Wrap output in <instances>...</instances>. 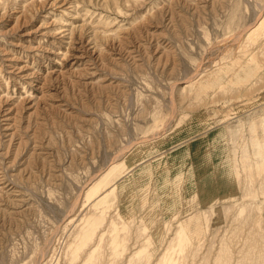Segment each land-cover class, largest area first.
Returning a JSON list of instances; mask_svg holds the SVG:
<instances>
[{
	"label": "rangeland",
	"instance_id": "rangeland-1",
	"mask_svg": "<svg viewBox=\"0 0 264 264\" xmlns=\"http://www.w3.org/2000/svg\"><path fill=\"white\" fill-rule=\"evenodd\" d=\"M37 1H0V264H72L111 163L93 264H264V66L237 59L264 0Z\"/></svg>",
	"mask_w": 264,
	"mask_h": 264
},
{
	"label": "bare ground",
	"instance_id": "bare-ground-1",
	"mask_svg": "<svg viewBox=\"0 0 264 264\" xmlns=\"http://www.w3.org/2000/svg\"><path fill=\"white\" fill-rule=\"evenodd\" d=\"M1 1V0H0ZM33 1V0H32ZM39 1V0H38ZM37 1V2H38ZM189 1V0H188ZM198 1V0H197ZM31 2V1H29ZM158 2V1H157ZM32 3V2H31ZM30 3V4H31ZM49 4V3H48ZM136 4V3H135ZM29 5V4H28ZM34 5V4H33ZM41 5H43L41 3ZM40 5V6H41ZM167 5V4H166ZM171 6V5H170ZM197 6V5H196ZM28 7V6H27ZM71 7V6H70ZM201 7V6H200ZM166 8V7H165ZM161 9V6H160ZM165 10V9H164ZM129 15V14H128ZM253 22L258 24H251L249 27H247L244 30V35L247 39L248 42L251 43V45H254L256 47H258V49L256 51H254V48L252 47V50L249 52V55L247 57H245L243 60L238 57V61H244L243 63L245 64V66H254V68L256 69H261L264 66L263 63V56H262V52H259V49H264V5H262L260 7V9L256 12V16L254 17ZM66 25V24H64ZM114 26V25H113ZM64 28V27H63ZM70 31H72L71 29H69ZM69 31V32H70ZM120 31V30H119ZM121 33V32H120ZM52 35V34H51ZM62 36L64 37L65 34H62ZM67 36V35H66ZM71 47V46H70ZM74 47V46H73ZM65 51L61 52V51H57L56 54H62L63 56L66 55L68 48L64 49ZM88 50V49H87ZM133 51V50H132ZM73 53V52H72ZM86 53V52H85ZM77 54V53H76ZM87 56V55H86ZM85 55H78L75 56L76 59H84ZM8 59V58H6ZM5 62V61H4ZM9 62V60H8ZM71 62V61H70ZM75 62V61H74ZM2 64V63H1ZM0 64V65H1ZM7 66V65H6ZM71 67V66H70ZM2 68V66H1ZM5 68V67H4ZM72 68V67H71ZM65 70V69H64ZM79 70V69H78ZM94 71V70H93ZM10 72V71H9ZM83 72V71H82ZM22 74V73H21ZM40 74V73H39ZM12 75V74H11ZM43 77L44 75L41 74ZM40 75V76H41ZM46 76V75H45ZM249 76V75H248ZM262 76V73L259 71L256 72V75L253 77H251L250 79H246L244 81H242V85H240L239 90L242 89H246V87L248 86V84L253 80V78L255 80H259ZM22 77V76H21ZM27 78L28 75L25 74L24 78ZM30 77V76H29ZM47 78V76H46ZM193 78L188 79V81L186 83H184V85L182 86V88H191L195 82V79L193 81ZM28 81V80H26ZM34 82V81H33ZM91 82V81H90ZM36 87V85H35ZM42 87V86H41ZM40 87V88H41ZM242 87V88H241ZM42 89V88H41ZM184 89V90H185ZM7 91V90H6ZM243 93V92H242ZM40 95V94H39ZM45 95V94H44ZM37 96V95H36ZM6 97V96H5ZM10 97V96H9ZM8 97V98H9ZM38 97V96H37ZM36 98V97H35ZM3 100V99H2ZM10 102V101H9ZM13 102V101H12ZM11 102V103H12ZM36 102V101H35ZM5 104V103H4ZM6 105V104H5ZM4 105V106H5ZM12 105V104H11ZM34 106V105H33ZM32 108V107H31ZM1 109V108H0ZM64 109V108H63ZM69 109V108H68ZM2 110H0L1 112ZM11 113H9V111L6 109H4L3 113L0 114V117L2 118L1 120H3V124L5 125V127L3 129L5 130H12V125L10 123V121H12V117L10 115ZM14 129V128H13ZM15 130V129H14ZM9 134V133H8ZM11 135H13L11 133ZM9 135V136H11ZM14 136V135H13ZM22 136V135H21ZM12 138V137H11ZM14 138V137H13ZM20 139V137H19ZM32 141V140H31ZM36 141V140H35ZM34 142V141H33ZM38 142V141H37ZM34 142V143H37ZM41 143V142H40ZM43 144V143H42ZM16 145V144H15ZM33 145V144H32ZM41 145V144H40ZM11 146V145H10ZM7 147V146H5ZM13 147V146H12ZM17 147V145H16ZM42 147V146H41ZM35 148V146H34ZM33 148V150H34ZM38 148V147H37ZM6 149V148H5ZM32 149V146H31ZM2 150V149H1ZM11 150V149H10ZM7 151V150H6ZM46 153V152H45ZM48 154V153H47ZM7 155L5 154V152H1L0 151V179L2 180L4 178L5 175V171L7 168V166H5V160L7 159ZM6 164H8V162H6ZM117 163H111L110 165L108 164V166L102 170L100 172V177L98 178V181L94 184L91 185L90 187L88 186V189L86 190V194L87 197H91V194L93 193H100L98 198L96 200L93 201L92 204V209H95L96 207H100L99 209V213L98 214H89V213H84L83 215L81 214V216L77 219L78 223L76 225V235L74 240L68 245V256L69 259L72 261V264L74 263L73 261H76L77 259H80L78 262L79 264H93L96 260V252H97V248L100 245V243L102 242V240L106 237L109 236L110 237V243L112 244V246H116L117 245V222L114 220L115 218H110L108 219L105 223H103V220L106 219L104 212L106 207H108V204L106 203V197L109 193L113 192V190L115 189V185H116V180H117V174L114 172L117 169ZM4 173V174H3ZM9 177V176H8ZM6 178V177H5ZM11 179V178H9ZM0 180V183H3V181ZM8 180V179H7ZM6 180V181H7ZM10 182V181H9ZM15 182V181H13ZM9 184V183H8ZM4 187L5 184H4ZM13 187V186H11ZM10 187V188H11ZM1 188V187H0ZM8 189V188H7ZM1 190V189H0ZM14 191H11L12 193L16 191V189H12ZM4 191V189H2V192ZM8 193L10 192L9 190H7ZM100 191V192H99ZM2 192L1 195L3 194ZM6 192V191H5ZM4 192V193H5ZM17 192V191H16ZM19 192V191H18ZM11 193V194H12ZM24 193V192H23ZM17 194V193H16ZM20 194V193H19ZM24 195V194H23ZM4 198L5 195H3ZM7 196V195H6ZM1 197V196H0ZM8 197V196H7ZM11 197V196H10ZM4 198L2 197V199L4 200ZM14 198H16L14 196ZM19 198V197H17ZM1 199V198H0ZM24 199V198H23ZM21 200V203L24 204L25 200ZM8 199H6L7 201ZM17 200V199H16ZM6 201H4L3 203H5ZM12 202V199L10 200ZM9 202V204L11 203ZM1 203V202H0ZM8 204V203H6ZM16 204V203H14ZM3 205V204H2ZM25 205V204H24ZM18 208V207H17ZM7 209V208H6ZM10 209V208H9ZM8 211V210H7ZM11 211V210H10ZM15 211V210H14ZM204 211V210H203ZM15 213V212H14ZM77 216V215H76ZM75 218H71L69 220V224H71V222L74 220ZM181 232V231H180ZM179 232V233H180ZM178 232H176L175 234V238H177L178 240V245H179V250H182V243H184V238L182 237L181 234H177ZM95 243L97 244L96 247H93L95 245ZM67 253V252H66ZM76 263V262H75Z\"/></svg>",
	"mask_w": 264,
	"mask_h": 264
}]
</instances>
